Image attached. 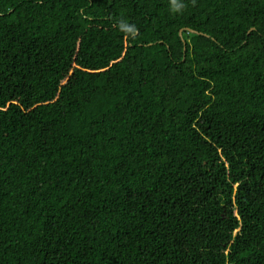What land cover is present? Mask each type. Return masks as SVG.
I'll return each instance as SVG.
<instances>
[{
  "label": "trees",
  "instance_id": "1",
  "mask_svg": "<svg viewBox=\"0 0 264 264\" xmlns=\"http://www.w3.org/2000/svg\"><path fill=\"white\" fill-rule=\"evenodd\" d=\"M176 4L0 0V264H264V0Z\"/></svg>",
  "mask_w": 264,
  "mask_h": 264
},
{
  "label": "clouds",
  "instance_id": "2",
  "mask_svg": "<svg viewBox=\"0 0 264 264\" xmlns=\"http://www.w3.org/2000/svg\"><path fill=\"white\" fill-rule=\"evenodd\" d=\"M183 5H177L176 0H172V8L171 11L178 12ZM121 30L124 31L126 34L133 33L135 31V26H128V25H121Z\"/></svg>",
  "mask_w": 264,
  "mask_h": 264
}]
</instances>
